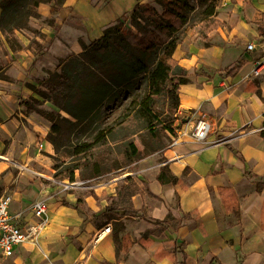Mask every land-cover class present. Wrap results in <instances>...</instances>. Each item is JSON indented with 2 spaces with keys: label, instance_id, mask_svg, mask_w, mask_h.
Instances as JSON below:
<instances>
[{
  "label": "crops",
  "instance_id": "1",
  "mask_svg": "<svg viewBox=\"0 0 264 264\" xmlns=\"http://www.w3.org/2000/svg\"><path fill=\"white\" fill-rule=\"evenodd\" d=\"M142 3L159 7L155 0H64L60 8L41 3L39 13L53 15L54 25L38 21L42 35L24 29L33 34L26 40L17 32L15 51L0 44V195L12 196L10 213L19 225L32 218L34 201H48L37 241L15 246L0 264L6 258L8 264H264V69L250 74L262 52L246 49L264 38V0H221L214 15L221 24L205 33L199 24L187 27L173 58L189 80L179 86L175 134L166 148L100 182L72 181L64 188L66 179L52 177L51 122L26 112L22 99L39 98L30 85L47 91L38 80L121 18L129 25L127 16ZM31 39L44 47L41 54L29 46ZM238 61L242 65L229 73ZM201 116L211 130L195 141L187 132ZM161 166L178 182H159ZM128 177L141 189L128 202L135 216L118 215L116 206ZM223 187L232 191L237 212L225 207ZM167 217L177 225L152 221Z\"/></svg>",
  "mask_w": 264,
  "mask_h": 264
},
{
  "label": "trees",
  "instance_id": "2",
  "mask_svg": "<svg viewBox=\"0 0 264 264\" xmlns=\"http://www.w3.org/2000/svg\"><path fill=\"white\" fill-rule=\"evenodd\" d=\"M63 1L0 0L2 47L5 43L13 51L19 49L16 33L24 29L42 35L30 27L32 18L41 17L39 5L46 3L60 8ZM220 1L197 0L195 7L188 0H155L161 12L148 3L137 4L127 16L137 31L133 37L140 40V33L153 29L165 31L167 40L159 48L150 53L147 49H138L139 54L131 52L125 16L105 28L99 39L89 45L82 44V52L60 60L55 71L38 80L47 91L29 86L39 98L30 96L21 103L26 106V112L34 111L51 122L46 140L53 145L55 153L61 152L64 157L52 165L54 178L72 180L78 172L82 180L93 179L168 146L175 134L179 86L189 80L186 68L176 62L173 53L190 24H204L208 29L221 24L214 18ZM190 12H193L191 16ZM174 21H178V25ZM47 22L54 25L52 19ZM29 46L37 55L44 50L35 39L30 40ZM241 65L238 61L229 73ZM141 83L143 87L138 88ZM44 103L52 108L43 109ZM62 111L73 119L62 115ZM66 128L71 129L72 136L68 134L63 141L61 137ZM156 178L163 184L179 180L166 166L160 167ZM125 182L119 187L118 215L135 216L138 211L128 207V202L130 196L141 193V189L130 177ZM262 186L257 184L256 187L261 189ZM219 192L225 207L237 212L236 204L231 201L232 191L223 187ZM152 221L164 228L177 225L170 217ZM114 242L118 257L120 243L116 236ZM100 264L116 263L103 260Z\"/></svg>",
  "mask_w": 264,
  "mask_h": 264
},
{
  "label": "built area",
  "instance_id": "3",
  "mask_svg": "<svg viewBox=\"0 0 264 264\" xmlns=\"http://www.w3.org/2000/svg\"><path fill=\"white\" fill-rule=\"evenodd\" d=\"M246 49L248 51L259 49L262 52L261 56L254 60L250 71L251 75L258 76L264 69V38L257 42H249ZM210 130V121L201 116L194 121L187 134L195 141H204ZM175 142L176 139L172 140V144ZM73 185L74 182H63L64 188H71ZM11 200L10 194L0 195V258L10 256L17 245L27 241L36 242L48 211L47 199L36 200L32 204V218L19 225L10 213ZM108 231L109 227L106 226L99 235Z\"/></svg>",
  "mask_w": 264,
  "mask_h": 264
},
{
  "label": "rangeland",
  "instance_id": "4",
  "mask_svg": "<svg viewBox=\"0 0 264 264\" xmlns=\"http://www.w3.org/2000/svg\"><path fill=\"white\" fill-rule=\"evenodd\" d=\"M188 2L190 3L191 6L197 7V0H188ZM154 6H157V5H154ZM156 8H158L159 12H161V9L159 7H156ZM192 14H193V12H190L189 16H191ZM52 17H53V15H50V17H48V16L45 17V16L41 15V17L38 20L32 18L31 22H30V27L33 28V29L39 30L37 22L38 21H48L49 18H52ZM174 22H175L174 24L178 25V21H174ZM193 24H199V26H200L199 30L202 33H205V31H207V26H205L204 24L192 23L189 26H191ZM125 27H126V29L128 31V33L126 34V37L131 42V45H132V48H133V49H131V52H133L135 54H139V52L137 51L138 49H147L148 53H150L153 50L159 48V46H161L163 44V42L167 40V35H166L165 31H159V30H154V29L150 30L149 32H146V33H140L139 34L140 40L139 39H135L133 37V34H136V32H137L135 27L132 26L130 24V22H129V25H127ZM186 29H187V27H186ZM186 29H185V32H186ZM18 36L20 38H22L23 40H26L28 38V36H33V34L30 31H28V30H24L20 34H18ZM3 66L4 65L2 63V59L0 58V78L5 79L4 78L5 76L3 74ZM143 85H144V83H141L140 86H138V88H142ZM42 108L48 110V109H51L52 106L49 103H44L42 105ZM61 114L67 116L68 118H71L69 115L65 114L64 112H61ZM71 119H73V118H71ZM70 130H71L70 128H66L65 135L61 137V139L63 141L67 140V136H69L68 134H70V136H72V133H70ZM135 142H136L137 146L141 149L142 145L139 142V140L136 139ZM63 158L64 157H62V153L61 152L60 153H55V151H54L53 155H51V168H52V165L54 163H58ZM64 160H68V159H64ZM135 166L136 165H134L133 163L127 164V165H125V166H123V167H121V168H119L117 170H113V171H111V172H109L107 174H104L103 176H98L96 178L89 179V180L80 179V177L78 175V172L75 173V176L77 178L74 177V179H72V180H69L67 178H64V179H66L67 182H72V181H78V182H100V181H103V180H105L107 178H110L112 176L124 173L127 170H132V169L135 168ZM53 174H54V169L52 168V177H53ZM54 179H56V178H54ZM64 179H56V180H64ZM44 225L42 227V230L45 227ZM9 262H10L9 258H6L5 259V263L8 264Z\"/></svg>",
  "mask_w": 264,
  "mask_h": 264
},
{
  "label": "water",
  "instance_id": "5",
  "mask_svg": "<svg viewBox=\"0 0 264 264\" xmlns=\"http://www.w3.org/2000/svg\"><path fill=\"white\" fill-rule=\"evenodd\" d=\"M178 125H180V122L178 123Z\"/></svg>",
  "mask_w": 264,
  "mask_h": 264
},
{
  "label": "bare ground",
  "instance_id": "6",
  "mask_svg": "<svg viewBox=\"0 0 264 264\" xmlns=\"http://www.w3.org/2000/svg\"><path fill=\"white\" fill-rule=\"evenodd\" d=\"M66 114V113H65ZM61 210V209H60Z\"/></svg>",
  "mask_w": 264,
  "mask_h": 264
}]
</instances>
